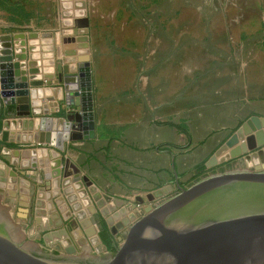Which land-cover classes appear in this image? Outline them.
Segmentation results:
<instances>
[{"label": "rangeland", "instance_id": "rangeland-1", "mask_svg": "<svg viewBox=\"0 0 264 264\" xmlns=\"http://www.w3.org/2000/svg\"><path fill=\"white\" fill-rule=\"evenodd\" d=\"M83 10L89 18L87 62L91 64V70L93 68V95L98 96L101 90L111 94L124 87L129 88L128 93H134L137 86L143 87L141 77L146 72L139 70V56L150 58L156 47L155 41L159 40L160 123L178 122L179 116H190L188 123L192 124L196 135H202L204 121L199 119L200 112L195 108H200V101L209 106L211 101L218 99L210 87L216 82L225 94L238 92L244 101L211 111V116H216L208 118L207 124H212L205 131L215 127L218 117L221 118L217 122L237 129L258 109L254 101L246 102L243 85L249 78L264 77V0H0V30L24 29L58 34L64 26L76 29V21L81 17L77 12ZM111 73L115 82L111 81ZM173 88L177 95L171 105L173 96L166 92ZM186 93L191 94L188 104L184 103ZM221 100L227 101L225 96ZM189 106L190 111L185 112ZM225 115H232V119H225ZM175 128L160 125V147L168 145L164 144L167 139L178 140ZM184 128L189 129L187 123ZM258 150L261 159L257 167L264 170V147L255 151ZM251 153L207 167L212 154L207 155L200 148L198 156L189 159V166L187 163V169L177 183H167V179L161 178L160 186L151 189L119 192L112 187L113 191L126 197L122 207L117 205L105 215L100 210L94 214L97 233L100 234L105 220L114 240L113 249L104 245L100 253L96 247L90 253H83L81 249L72 253L71 249H75L72 246L69 253V249L60 244L35 248L27 228H22L15 220L17 209H9L0 202V217L9 221L17 240L39 257L55 263L95 264L114 255L143 219L158 205L179 194L181 188H190L203 179L224 173L256 171L258 157ZM113 227H116L115 233Z\"/></svg>", "mask_w": 264, "mask_h": 264}, {"label": "crops", "instance_id": "crops-1", "mask_svg": "<svg viewBox=\"0 0 264 264\" xmlns=\"http://www.w3.org/2000/svg\"><path fill=\"white\" fill-rule=\"evenodd\" d=\"M76 29L64 26L58 34L29 32L24 29L0 30V42L12 43L19 53L24 50L28 54L25 63L33 55L34 67L41 68L43 75V83L33 96L36 103L31 108L30 115L18 116L14 104L0 102V112L4 114L0 129V202L9 209H17L15 220L22 228H27V234L35 248H47V244L56 247L60 244L67 249L72 246L75 252L81 249L83 253H90L96 245L91 243L80 220L75 216L62 186L58 188L56 185L57 179L60 183V179L64 177L65 160L68 159L80 170L81 178L88 176L98 187L99 193L110 195L113 200L123 201L115 202L122 207L126 196L113 191L112 187L119 192L151 189L160 186L161 178L163 181L167 179V183H177L187 169L189 159L197 157L200 148L207 155H213L238 128L234 129L222 121L217 122L221 118L218 117L215 127L205 131L212 124H207L208 118L216 116H211V111L225 108V105L233 102L238 105L240 101L243 103L244 98L241 97L242 94L237 95L238 92L225 94L218 82L215 86L210 85L211 90H215V95L219 96L218 99L211 101L209 106L200 101V108H195L200 112L199 119L204 121L202 135H196L192 124L188 123L190 116H179L178 122L169 120L170 122L160 123V56L157 53L159 40H156V47L152 49L150 58L139 56V70L146 72L141 77L143 87L137 86L134 93H128V87L113 90L111 94L104 90L98 96L95 93L96 137L67 139L68 116L77 107L67 105L64 83L60 80L69 73L77 72L89 60L90 52L89 27L87 31L82 29L78 33H75ZM173 70L175 71V67ZM113 75L111 73V81L115 82ZM70 80L72 86L76 87V78ZM205 84L207 86V82ZM231 89H234L233 85ZM243 93L247 95L246 102L254 101L258 108L251 116L264 118V77L259 76L255 80L249 78L247 84L243 85ZM166 94L173 96V103L169 104L174 105L176 90L168 89ZM224 96L226 102L221 100ZM190 97L191 94H185V104L190 102ZM189 109L190 106L184 111L189 112ZM224 118L232 119V115H225ZM185 123L189 126L188 132L177 127L180 125L184 128ZM161 124L176 127L178 134L175 135L178 140L167 139L164 144L166 142L168 145L160 147ZM228 152L225 151L222 155ZM260 159L259 156L256 158V167ZM57 160L63 162L59 167L62 172L60 175H57ZM69 170L73 172L71 178L75 179L74 170L71 167ZM74 182L71 184L76 186ZM74 188L77 193V188ZM85 188L88 190L89 186L85 184ZM89 196L95 204L92 193L89 192ZM78 200L83 204V209H86L88 204L82 196L79 195ZM111 203L106 201L104 207L110 208Z\"/></svg>", "mask_w": 264, "mask_h": 264}, {"label": "water", "instance_id": "water-1", "mask_svg": "<svg viewBox=\"0 0 264 264\" xmlns=\"http://www.w3.org/2000/svg\"><path fill=\"white\" fill-rule=\"evenodd\" d=\"M77 14L81 17L75 33L82 29L87 31L89 19L85 11ZM24 52L19 53L10 42H0V102L14 104L18 116L30 115L36 103L33 96L43 83L41 68L34 67L33 55L25 63L28 54ZM67 77L60 80L64 83L66 102L77 109L68 116L66 138L94 139L96 121L91 64L86 62ZM74 77L76 87L70 80ZM258 147H264V118L252 116L206 165L212 167L249 152L258 157L259 150L255 151ZM229 149L230 152L222 155ZM62 164L61 160L56 161L57 175L62 174L59 168ZM65 166L64 177L60 183L57 179L56 185L58 188L62 186L75 216L100 253L104 243L95 229L94 214L98 210L102 215L110 213L117 206L115 202H120L99 193L89 177L81 178L80 170L68 159ZM70 167L75 179L71 178ZM72 181L76 186L71 184ZM85 184L89 186L95 204ZM79 195L88 204L86 209L78 200ZM106 201L112 202L110 208L104 207ZM11 228L9 221L1 216L0 264H63L30 252L17 240ZM112 232H116V227ZM95 264H264V170L257 167L256 171L224 173L203 179L190 188H181L179 194L158 205L145 217L114 255Z\"/></svg>", "mask_w": 264, "mask_h": 264}, {"label": "trees", "instance_id": "trees-1", "mask_svg": "<svg viewBox=\"0 0 264 264\" xmlns=\"http://www.w3.org/2000/svg\"><path fill=\"white\" fill-rule=\"evenodd\" d=\"M3 112L1 111L0 112V129L2 127V123H1V120H3L4 116H3ZM180 130H183L185 132H188L187 129L181 127L180 125L177 126ZM205 167H202V169H204ZM100 237L103 241V243L105 244V246L108 248V249H113V237L111 235V232L109 230V227H108V224L106 223V221L104 220L103 223H102V230L100 232Z\"/></svg>", "mask_w": 264, "mask_h": 264}, {"label": "bare ground", "instance_id": "bare-ground-1", "mask_svg": "<svg viewBox=\"0 0 264 264\" xmlns=\"http://www.w3.org/2000/svg\"><path fill=\"white\" fill-rule=\"evenodd\" d=\"M78 22V21H77ZM226 152H228V150L226 151ZM81 235V234H80ZM82 240V239H81ZM83 240H85V239H83ZM86 245V244H85ZM73 252L72 253H74L75 252V249H71Z\"/></svg>", "mask_w": 264, "mask_h": 264}, {"label": "flooded vegetation", "instance_id": "flooded-vegetation-1", "mask_svg": "<svg viewBox=\"0 0 264 264\" xmlns=\"http://www.w3.org/2000/svg\"><path fill=\"white\" fill-rule=\"evenodd\" d=\"M102 228L100 229V232H101ZM113 244H114V241H113ZM105 245V244H104Z\"/></svg>", "mask_w": 264, "mask_h": 264}]
</instances>
